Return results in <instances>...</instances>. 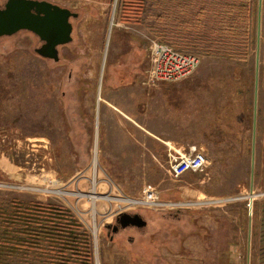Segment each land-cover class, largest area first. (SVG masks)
Segmentation results:
<instances>
[{
    "label": "rangeland",
    "instance_id": "1",
    "mask_svg": "<svg viewBox=\"0 0 264 264\" xmlns=\"http://www.w3.org/2000/svg\"><path fill=\"white\" fill-rule=\"evenodd\" d=\"M42 1L78 17L56 63L33 52L28 32L0 38V191L69 209L91 236L93 264H264V0L240 58L206 51L209 4L185 35L176 24L198 7L181 11L178 0ZM151 40L199 67L148 84ZM190 146L208 166L174 178L168 147ZM118 212L147 227L109 237Z\"/></svg>",
    "mask_w": 264,
    "mask_h": 264
},
{
    "label": "trees",
    "instance_id": "2",
    "mask_svg": "<svg viewBox=\"0 0 264 264\" xmlns=\"http://www.w3.org/2000/svg\"><path fill=\"white\" fill-rule=\"evenodd\" d=\"M178 1L180 10L198 7L190 20L176 24L185 35L202 27L208 4L216 8L217 19L203 44L208 53L240 58L249 50L254 0ZM0 264H93L91 236L62 205L0 191Z\"/></svg>",
    "mask_w": 264,
    "mask_h": 264
},
{
    "label": "water",
    "instance_id": "3",
    "mask_svg": "<svg viewBox=\"0 0 264 264\" xmlns=\"http://www.w3.org/2000/svg\"><path fill=\"white\" fill-rule=\"evenodd\" d=\"M261 10V0H257V19ZM78 14L66 8L47 1L39 0H6L0 8V38L10 37L19 32L25 31L38 39L41 45L33 52L43 58L58 62V47L65 46L72 41V24L70 20L77 19ZM259 30V19L257 20V31ZM259 34L256 40V67L258 65ZM256 91L257 73L255 76L253 129L255 127L256 115ZM254 131V130H253ZM253 140V136H252ZM251 178L253 171L251 169ZM251 203V200H249ZM168 210H171L169 208ZM251 216V205L249 206ZM116 225L121 229L126 227H144L146 222L135 213L118 212L116 214ZM105 227H109L106 225Z\"/></svg>",
    "mask_w": 264,
    "mask_h": 264
},
{
    "label": "built area",
    "instance_id": "4",
    "mask_svg": "<svg viewBox=\"0 0 264 264\" xmlns=\"http://www.w3.org/2000/svg\"><path fill=\"white\" fill-rule=\"evenodd\" d=\"M147 83H175L191 76L199 67L197 56L178 51L162 42L151 40L148 49ZM168 167L174 178L186 173H202L208 161L199 149L190 146L182 153L168 147ZM249 207V205H247Z\"/></svg>",
    "mask_w": 264,
    "mask_h": 264
},
{
    "label": "flooded vegetation",
    "instance_id": "5",
    "mask_svg": "<svg viewBox=\"0 0 264 264\" xmlns=\"http://www.w3.org/2000/svg\"><path fill=\"white\" fill-rule=\"evenodd\" d=\"M2 7V6H1ZM0 7V8H1ZM41 45V43L39 42V46ZM38 46V47H39ZM37 48V47H36ZM35 49V48H34ZM129 214H135V213H129ZM116 221V217L113 219V221L107 225H109V227H105L106 231H107V235L110 237V236H117L119 234V232H124L126 230H138V232L140 231H143L145 226L144 227H135V226H130V227H126L124 229H121L118 225H116L115 223ZM127 237V240L130 241L129 237ZM112 240V239H111Z\"/></svg>",
    "mask_w": 264,
    "mask_h": 264
},
{
    "label": "bare ground",
    "instance_id": "6",
    "mask_svg": "<svg viewBox=\"0 0 264 264\" xmlns=\"http://www.w3.org/2000/svg\"><path fill=\"white\" fill-rule=\"evenodd\" d=\"M178 150V149H177ZM60 185V184H59ZM91 203L95 202L98 198L95 193H90L86 196Z\"/></svg>",
    "mask_w": 264,
    "mask_h": 264
},
{
    "label": "crops",
    "instance_id": "7",
    "mask_svg": "<svg viewBox=\"0 0 264 264\" xmlns=\"http://www.w3.org/2000/svg\"><path fill=\"white\" fill-rule=\"evenodd\" d=\"M143 219V218H142ZM144 220V219H143ZM145 221V220H144ZM146 222V221H145ZM145 227H147V223H146V225H145ZM130 242V241H129ZM164 264H168L167 262H164Z\"/></svg>",
    "mask_w": 264,
    "mask_h": 264
}]
</instances>
